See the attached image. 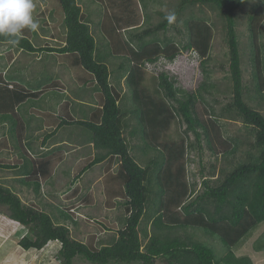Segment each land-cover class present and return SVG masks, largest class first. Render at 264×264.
Returning <instances> with one entry per match:
<instances>
[{
    "label": "trees",
    "instance_id": "1",
    "mask_svg": "<svg viewBox=\"0 0 264 264\" xmlns=\"http://www.w3.org/2000/svg\"><path fill=\"white\" fill-rule=\"evenodd\" d=\"M54 1L46 0L48 12L57 19L51 27L57 47H37L39 34L27 28L18 44L12 45L5 35H0V44L29 55L53 57L70 71L79 90L69 95L57 76L30 89L0 71V151L11 148L16 153L11 160L0 158V172L16 174L15 182L31 190L35 198L42 197L44 186L51 183L63 161L64 150L34 154L32 120L41 115L42 125L54 131L44 143L62 128L78 127L96 155L70 185L93 166L107 162V207L120 205L126 213L120 229L103 223L116 235L110 241H79L69 227L78 225L71 209L50 205L52 210L46 212L37 203L25 204L14 186L0 180V206L6 208L9 219L26 229L18 246L23 251H41L57 243L53 264L79 260L88 264H254L251 256L237 251L264 225V113L259 110L264 103V0H178L172 13L159 12L161 21L155 25L149 15L143 17L138 0H89L104 6L95 22L80 0H56L57 9ZM246 6L250 7L246 12L250 86L244 82L238 33V13ZM196 8L210 9L220 22L228 49L226 85L216 82L209 66L216 25L208 16H197ZM173 13L174 19H168ZM175 21L182 23L178 32L183 41L167 36ZM184 53L201 59L203 80L196 89L178 87L176 78L165 72L156 78L157 86L147 84L148 65L162 58L172 63ZM87 89H92L93 107L83 102ZM55 97L57 109L41 111L30 106L27 113L23 111L29 104ZM77 109L82 119L76 118ZM129 119L134 122L130 126ZM225 119L240 122L247 136L228 134ZM176 122L186 126L185 137L172 140ZM132 140L139 144L133 146ZM194 150H207L215 157L208 174L201 165L202 188L197 192L186 175L187 159ZM220 161L224 165L217 170ZM73 193L78 194V189ZM204 236L220 241L219 254L203 241ZM253 249L264 252V231L257 235Z\"/></svg>",
    "mask_w": 264,
    "mask_h": 264
},
{
    "label": "rangeland",
    "instance_id": "2",
    "mask_svg": "<svg viewBox=\"0 0 264 264\" xmlns=\"http://www.w3.org/2000/svg\"><path fill=\"white\" fill-rule=\"evenodd\" d=\"M80 1L83 11L89 12L91 19L94 20V22L104 13V6L102 4L92 5L89 0H87V3L89 2L88 4L86 3V0ZM175 1L177 2L176 6H178V0H138V3L141 6L143 17H145L146 14L149 15L148 17L151 20L150 23L155 25L161 21L159 12H173L175 9ZM54 2V8H59L58 2L56 0ZM254 2L255 0H253L252 3ZM34 4L35 8L33 16L39 23V27L36 30L39 34L36 46L42 47L45 44H50L51 46L57 47L58 43L54 38L55 32L51 28L57 19H55L54 16H51L48 12L46 0H34ZM249 6L244 8V12L238 13V33L242 53V69L244 72V82L248 86L251 85L252 81V70L249 65V33L246 27V12L249 11ZM193 12L197 16H208L216 25L209 66L212 70H214V79L216 82H222L221 84L226 85L224 78L226 76L225 71L228 69L226 65L228 49L224 42V34L222 32L220 22L217 19V15L208 8H196ZM150 23L146 26V29L149 28L148 26ZM174 24L175 26H172L169 29L167 36H171L176 41H183V36L178 32L183 29L182 23L175 21ZM92 30L96 32L97 29L95 26H92ZM262 32L264 33V27ZM160 37L163 38L164 36L161 34ZM262 41L264 42V39ZM10 55L13 58L12 61L9 58ZM220 66H226L225 70H221ZM146 69L149 74L147 84L151 88L158 85L156 78L162 72L175 77L177 80V86L187 91L196 89L203 80L201 59L193 53H184L179 55L172 63L162 58L157 64L148 65ZM115 70L116 68L112 69V71ZM0 71L9 73V76L18 79V81L30 89H36L50 83V81L52 79H56L55 77L57 76L67 88L69 95L73 91L79 90V86L74 82L70 71L53 57H46L41 54L29 55L22 51L12 49L9 44H0ZM120 87L122 88V92L125 93L128 91L124 78L120 81ZM87 90L88 94L86 93L87 97L85 99L83 98V102L86 101L85 103L87 106L93 107L92 89ZM224 98L226 97H223V99ZM74 100L80 102V99L78 98H74ZM58 102L59 99L56 97L51 98L50 102H47L46 100L37 101V103L26 106L23 111L27 113L28 107L30 106L36 107L41 111H44V109L48 110V108L53 107H56L57 109ZM259 110L264 113V103ZM27 115L24 114L26 119L29 120L30 117ZM76 115L77 119H82L81 116H84L83 113L79 114L78 109ZM44 121L45 119L39 115L38 119H33L31 122L32 126L30 127V130L32 131L31 142L34 150L33 153L40 155L46 151L61 148L64 150V157L63 161H61L58 165L51 183L49 182L44 186L42 197L35 198L31 190L21 187L14 180L16 178V174L10 171L3 173L0 172V180L3 181L6 186H14L25 204H30L32 202L37 203L39 206L43 207L46 212H50L52 210L50 205L71 209L74 213L75 219L78 221L77 226L69 224L73 238L83 242L89 241L90 238L96 239V242L101 241L106 243L110 241L112 237L116 235L111 228L110 230L107 229L109 228L108 226H114L120 229L122 223L120 219L125 216L126 212L125 208L120 205L112 208L111 206L107 207L108 201L106 200V186L109 181L107 180V172L104 171L107 162L93 166L85 174L81 175L73 185H70L75 177L80 174L82 169L94 159L96 151L92 145L85 141L84 136L81 134L83 132L78 127L62 128L56 132L52 138L44 143L45 136L54 132L52 129L42 126ZM128 123L130 126L134 122L129 119ZM224 123L227 125L225 128L228 129V134L240 135V137L247 136V133L243 130L240 122L225 119ZM39 126L41 127L38 128ZM184 130H186V126L181 122H176L170 132L171 139L178 140L180 137H185ZM190 139L194 140V137L191 136ZM136 144L139 143L132 140V145L137 146ZM138 150H140L139 147ZM0 152H2L0 153V158L3 157L11 160L16 157V153L11 148ZM135 154L139 155V151ZM214 163L215 157L207 150L204 152L194 150L189 154L187 159L186 175L189 183L195 184L196 192L201 191L202 188V177L200 175L201 165H204L205 172L208 174ZM221 163V161L216 163L217 170L224 165ZM115 171L116 169L113 170V172ZM75 189H78V194L76 195L73 193ZM103 223L108 226L103 227ZM263 231L264 225L255 230L253 234L251 233V235H249V238L250 236L251 238H248V240H246V242L241 245V248L237 251V253L248 254L251 256L254 264H264V252H255L253 249V243L257 238V235H261ZM25 234L26 229L9 219L6 208L0 206V264H53L55 255L58 252V244L52 242L41 251H23L18 246V242ZM204 237L203 241H205L216 251L217 254H219L222 250L220 241L215 238L207 236ZM77 264L88 263L79 260Z\"/></svg>",
    "mask_w": 264,
    "mask_h": 264
},
{
    "label": "clouds",
    "instance_id": "3",
    "mask_svg": "<svg viewBox=\"0 0 264 264\" xmlns=\"http://www.w3.org/2000/svg\"><path fill=\"white\" fill-rule=\"evenodd\" d=\"M34 8V0H0V35L16 45L24 29L36 31L39 23L34 19ZM168 19H174V13Z\"/></svg>",
    "mask_w": 264,
    "mask_h": 264
},
{
    "label": "crops",
    "instance_id": "4",
    "mask_svg": "<svg viewBox=\"0 0 264 264\" xmlns=\"http://www.w3.org/2000/svg\"><path fill=\"white\" fill-rule=\"evenodd\" d=\"M88 110V113H89V109H85V111ZM43 126V125H42ZM44 127V126H43Z\"/></svg>",
    "mask_w": 264,
    "mask_h": 264
}]
</instances>
